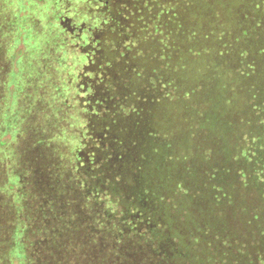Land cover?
I'll return each instance as SVG.
<instances>
[{
  "label": "trees",
  "instance_id": "trees-1",
  "mask_svg": "<svg viewBox=\"0 0 264 264\" xmlns=\"http://www.w3.org/2000/svg\"><path fill=\"white\" fill-rule=\"evenodd\" d=\"M19 1L0 0V233L21 263L264 264V0H85L73 86L10 103Z\"/></svg>",
  "mask_w": 264,
  "mask_h": 264
},
{
  "label": "rangeland",
  "instance_id": "rangeland-1",
  "mask_svg": "<svg viewBox=\"0 0 264 264\" xmlns=\"http://www.w3.org/2000/svg\"><path fill=\"white\" fill-rule=\"evenodd\" d=\"M44 2L45 3H42V5L38 0H20L13 5L14 7L11 8L12 10H9V13L7 14L5 26L11 30L15 28L17 36L16 38L13 37V39L12 37H6V41L4 42H7L8 44H19L21 41L23 42L17 48V52L21 55L14 58L15 53H7L1 68V72H7L10 74L9 82L14 85L13 87H10L11 92L8 93V102L10 103L13 100L12 92L14 91L15 94L21 92L24 88V84L28 80L35 82L39 81L40 85L49 92L60 91L62 85L64 84H67L68 86L66 87L68 88L72 87L73 85H71V83H69L66 79L67 76H62L64 73L63 71L71 68V74L74 76L77 68L82 63L81 60L78 59L79 54L81 53H74L70 48H68L64 54L62 52L60 53L63 44V42H60L63 39L64 41H68L69 37L73 41H76L81 35L82 37L87 36L88 28L85 19L89 20V23L93 22L94 24H97V22L93 21L91 17L93 13H98V7L92 8L88 5L87 9H95L94 11H91V13L87 14L89 17H85L83 12L81 14L77 13V9L80 10L82 8L85 0H77V3L80 6H77V3H74L72 0H66L67 5H63L59 0H44ZM70 2L72 4H70ZM71 5L72 7L69 12V7ZM42 7L46 8L42 9ZM16 10H18L17 13ZM22 10L23 12H21ZM64 18H66V20H64ZM70 18L73 19L70 20ZM64 25L67 26L69 31H71V34L68 36H66V33L69 34V32L68 30H64ZM89 26L92 28L91 24H89ZM21 33L25 36L23 37V40L18 38ZM60 57L65 58V64H63V59ZM87 57L89 56L87 55ZM12 72L16 73L13 74ZM26 89L31 90V86H27ZM73 116L76 115H73L72 113V115L68 117L69 120H76ZM39 120L44 121L47 120V118L43 116ZM10 159L16 163V159L12 155H10ZM162 172L163 171H159L158 174ZM0 206L7 209L9 206L12 207L13 204L8 202V197L0 194ZM202 218L205 217L202 216ZM212 218L213 216L208 213L206 219H211V221H214V224L220 225L221 222H223L222 218V220L219 217H215V219ZM1 219L3 221L7 220V216L3 212L1 213ZM6 230L7 229H3V231ZM80 239V237L73 236V240L76 242H79ZM11 240L12 247L9 249V252L6 253V263L22 264L21 262L23 261L21 260H24L25 257L21 247H24V243L19 232L16 233V241L19 243L16 245L14 244V239L11 234L5 233L2 235V233H0V250L4 253L1 246L5 242H9ZM22 243L23 245H21ZM24 249L28 250L26 246ZM15 254H18V257H16Z\"/></svg>",
  "mask_w": 264,
  "mask_h": 264
}]
</instances>
